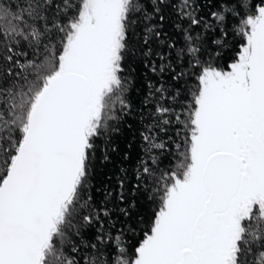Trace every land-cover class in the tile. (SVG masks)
I'll return each instance as SVG.
<instances>
[{
	"label": "snow or ice",
	"instance_id": "6c2138e0",
	"mask_svg": "<svg viewBox=\"0 0 264 264\" xmlns=\"http://www.w3.org/2000/svg\"><path fill=\"white\" fill-rule=\"evenodd\" d=\"M230 35L244 42L225 70ZM129 57L160 87L139 111L143 154L97 205L93 161L133 128ZM173 126L183 151L165 172L152 153ZM146 191L158 209L129 258L113 215ZM0 264H264V0H0Z\"/></svg>",
	"mask_w": 264,
	"mask_h": 264
},
{
	"label": "trees",
	"instance_id": "16d2710c",
	"mask_svg": "<svg viewBox=\"0 0 264 264\" xmlns=\"http://www.w3.org/2000/svg\"><path fill=\"white\" fill-rule=\"evenodd\" d=\"M253 3H257L258 0H252ZM214 10V9H213ZM140 27H143L141 24ZM170 35L176 36L179 39V34L176 33L171 23H167L163 29ZM244 42L243 37L240 35H230L229 45L224 52L215 58V64L219 67L225 68L226 65L235 58L239 46ZM214 47V46H213ZM29 58H32V53L29 51ZM23 59V58H22ZM125 75L128 77L130 82V90L127 93V97L133 106L134 114L125 117L127 123L133 125L132 129L123 127L122 132L116 134L114 143L117 151L112 153L111 159L105 161L101 158L102 153L97 154V159L93 161V166L90 169V183L86 186V195L91 196V202L93 204H101L105 201L106 193H111L112 198L108 201L109 205L116 203V197L121 191L119 186L120 179L123 178V173L120 169L127 168L129 170V176H131L136 164V158L138 154H143V142L140 139L141 123L139 119V111H146L151 108L149 104L145 107L142 101L148 95L149 84H156V87H160V84L156 83L157 77L149 69L144 67V64L138 58L129 57L126 61V72ZM194 86V77L185 87ZM186 93H180V103L187 105L191 100L190 94H187V99H184ZM171 102V101H169ZM180 111V108H177ZM177 129L175 126L169 129L167 133L161 132L157 138L158 143L166 144L164 150H154L153 156L159 161V167L161 170L167 172L169 170H175L176 165L179 163L181 152L183 151V130H179V135L176 134ZM131 142L132 148H127V144ZM127 151L129 153V159L124 160L121 157V153ZM132 186L135 185L134 181L130 180ZM127 195V193H125ZM153 192H144L143 194L134 193L129 197L133 200L135 207L131 209L132 215L125 217L120 213L113 215V222L115 227L112 229L113 233H119L123 229L122 239L128 249L127 255L129 258L132 257L135 247L144 238V233L150 228L151 220L154 218L155 212L158 209V201L153 200ZM127 203L121 204V207H126ZM96 229L94 227H85L81 229V235L85 241L91 240L93 243L95 240L93 237L96 235ZM74 239H80V237H73ZM108 247V251L113 253L112 259H115V248L112 246ZM70 248V245L65 246V251Z\"/></svg>",
	"mask_w": 264,
	"mask_h": 264
}]
</instances>
